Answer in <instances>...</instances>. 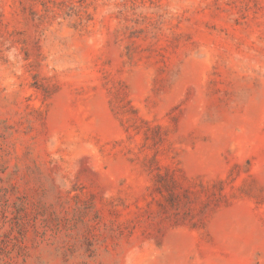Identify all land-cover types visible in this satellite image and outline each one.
<instances>
[{"label": "rangeland", "instance_id": "obj_1", "mask_svg": "<svg viewBox=\"0 0 264 264\" xmlns=\"http://www.w3.org/2000/svg\"><path fill=\"white\" fill-rule=\"evenodd\" d=\"M0 264H264V0H0Z\"/></svg>", "mask_w": 264, "mask_h": 264}]
</instances>
